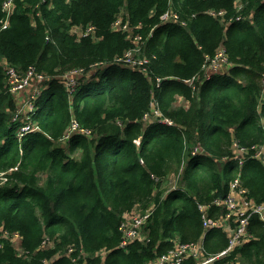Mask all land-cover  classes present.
Returning <instances> with one entry per match:
<instances>
[{
	"label": "trees",
	"instance_id": "16d2710c",
	"mask_svg": "<svg viewBox=\"0 0 264 264\" xmlns=\"http://www.w3.org/2000/svg\"><path fill=\"white\" fill-rule=\"evenodd\" d=\"M14 6L0 31V264H152L203 235L206 255L224 251L229 234L222 225L205 234L199 206L226 198L236 181L248 200L264 204V153L255 158L264 148V0H14ZM169 9L180 23H162ZM119 17L146 42L145 73L116 62L133 46V36L115 30ZM89 26L97 41L92 33H73ZM221 52L227 66L209 73ZM9 68L50 78L32 113L17 107ZM93 69L97 82L81 78L72 94L60 81ZM177 97L187 104L178 106ZM153 101L174 127L144 126ZM23 117L38 130L20 137ZM73 120L91 136L61 143ZM235 144L247 152L242 167ZM137 210L152 215L143 238L123 249V218ZM210 216L226 211L212 206ZM247 233L214 264H264L259 216H251Z\"/></svg>",
	"mask_w": 264,
	"mask_h": 264
},
{
	"label": "built area",
	"instance_id": "2783aa9c",
	"mask_svg": "<svg viewBox=\"0 0 264 264\" xmlns=\"http://www.w3.org/2000/svg\"><path fill=\"white\" fill-rule=\"evenodd\" d=\"M51 0H43V3L49 2ZM171 2V0H170ZM171 6V4H170ZM15 6L14 0H5L2 5V11L5 15L4 22L1 23L0 31L5 30L9 26V20L14 14ZM162 23L166 22H174L180 23V17L177 13L172 12L169 9L164 15L161 17ZM182 26H186V23L182 22ZM115 30L121 31L129 37H132V47L129 51H127L122 58L116 60L117 63H121L124 60L132 62L133 64H139L141 66V71L143 73L147 72L146 65L151 60L147 54L143 55V50L145 46V40L142 35L134 34V30L130 28L128 23H124L122 17H119L117 22L114 24ZM140 28V27H139ZM137 28V29H139ZM75 30L80 33L77 34L79 37L88 36L90 33L93 34L94 41H97V37L95 35V28L93 26L87 27L86 30L82 27H77ZM99 38V37H98ZM99 66H105L104 64H99ZM226 58L224 52H221L217 55L216 59L212 62V64L207 68L209 73H220L226 67ZM84 71H74L70 72L66 79L63 81L65 84L66 89L70 94L74 93L76 87L79 85V80L76 79V76L83 74ZM7 75L10 79V92L18 97L23 92L26 91L28 86L33 82L37 81L39 84H45L50 78H46L44 75L37 74L33 68L28 70L24 76L20 75L16 70L9 68ZM195 80V79H194ZM194 80L185 81L187 85H192ZM161 83V80H157V86ZM156 86V87H157ZM40 90H34L30 94L28 100H26V108L29 109L30 113L33 111V103L40 95ZM154 112L155 120L159 123L166 124L168 126H175V124L167 119L164 118L163 115L160 113L157 104L155 101L152 102V110ZM18 115L21 116V111L18 112ZM149 116H146L148 119ZM20 129H19V136L23 137L29 133L35 132L38 130V127L32 124L29 121L28 117H23V121ZM74 135H82L85 137L91 136V131L82 128L75 120L72 121L68 132L65 134L61 143H67ZM201 151H194L193 155L199 154ZM264 153V148H260L255 153V158L262 160V156ZM235 154L239 161V166H242L243 159L242 155H245L247 152L244 149H239L238 146L235 144ZM244 158V162H245ZM247 191L241 188L238 181H236L232 185L231 193L228 197L224 200H216L213 201L209 205H200L199 209L202 213L203 219V229L204 233L206 234L208 231L213 230L219 226H223L225 231L230 236V241L228 247L219 254L206 256L204 247H203V239L200 242L189 243L186 245L179 246L175 251L171 252V254L163 255L164 258L161 260H157L154 264H167L170 260V264H185L186 261L194 258L196 262L194 264H213L217 260L226 257L230 252H232L236 247L241 246L244 241L248 238L249 234L247 233L248 225L250 222V218L252 215H257L259 218L264 222V204L257 205L254 202L248 200L246 197ZM215 206L226 211L225 217H220L219 219L212 218L210 216L211 207ZM152 212L146 211H135L131 214H126L124 216V220L121 225V231L123 234V240L120 243L121 248L126 249L131 243L135 240L143 238L141 229L146 224V222L151 217ZM233 223L236 224L233 226ZM124 230V232H123ZM204 237V236H203ZM74 250L69 249V253H72ZM83 255V253H82ZM106 255L105 252L100 254L101 258H104ZM169 255L168 257H165ZM52 261H45L43 264H52Z\"/></svg>",
	"mask_w": 264,
	"mask_h": 264
},
{
	"label": "rangeland",
	"instance_id": "374dc122",
	"mask_svg": "<svg viewBox=\"0 0 264 264\" xmlns=\"http://www.w3.org/2000/svg\"><path fill=\"white\" fill-rule=\"evenodd\" d=\"M237 20H241V18L240 17H238L237 18ZM73 33L74 34H78V35H80V33H78L76 30H73ZM120 64H122L123 66H125V67H127V68H129V69H132V70H140L141 71V66L139 65V64H137V65H135V64H133L132 62H129V61H127V60H124V61H122ZM93 70H96V69H93ZM92 70V71H93ZM65 77V76H64ZM64 77H62V79H64ZM33 84V83H32ZM29 87V86H28ZM77 88V87H76ZM28 89V88H27ZM26 89V91L28 92L29 90H27ZM33 91V90H32ZM32 91L31 92H29V93H26V95H25V98H17L16 96V99H17V104L19 103V101L21 102V104L24 102V101H26V100H28V98L30 97V94L32 93ZM177 99H179L178 100V102H177V105L178 106H181V105H184V104H187V103H184L182 100H181V97H177ZM20 104V105H21ZM19 105V106H20ZM244 158H245V155L243 154L242 155V159H243V164H242V166H244ZM242 166H240V167H242ZM175 177H172L171 179H170V181H169V186H172L173 184H175ZM228 197V196H227ZM226 197V198H227ZM226 198H224V199H226ZM224 199H216V200H224ZM215 200V201H216ZM201 205H209V204H201ZM260 205H263V204H260ZM150 212H152V210L150 211ZM123 220H124V218H123ZM123 232H124V230H123ZM204 236V235H203ZM205 237V236H204ZM204 237L202 238V239H204ZM14 242V246L16 247V248H19V245H20V240H19V238L16 240H14L13 241ZM200 242V241H199ZM186 244H189V243H184V244H178L177 246H175L171 251H170V253H169V255L171 254V252H173V251H175L179 246H181V245H186ZM204 247V246H203ZM74 253V251L71 253V254H73ZM82 253H83V251H81V255H82ZM169 255H167V256H165V257H168ZM206 255V254H205ZM206 256H208V255H206ZM162 258H164L163 256H159L154 262H152V264H154L158 259L159 260H161ZM191 259H194V258H191ZM76 260L77 259H74L73 260V262H75L76 263ZM74 263V264H75ZM171 263V260L167 263V264H170ZM214 264V263H213Z\"/></svg>",
	"mask_w": 264,
	"mask_h": 264
},
{
	"label": "crops",
	"instance_id": "0c3cea01",
	"mask_svg": "<svg viewBox=\"0 0 264 264\" xmlns=\"http://www.w3.org/2000/svg\"><path fill=\"white\" fill-rule=\"evenodd\" d=\"M96 71L95 70H91V71H89L88 73H83V74H81V75H79V76H76V79L77 80H80L81 78H87L88 80H90V81H92V82H95L96 80H97V78L98 77H94V73H95ZM69 74V73H68ZM68 74H66L65 75V77L64 76H61L60 77V81H64L65 79H66V76L68 75ZM93 75V76H92ZM62 77H64V79H62ZM97 82V81H96ZM33 83V84H32ZM30 85H29V87H28V89L27 90H29L28 92L27 91H25V92H23L20 96H18L17 98L19 99V98H25V95H26V93H29V92H31L32 90L34 91V90H40V91H42L43 90V86L44 85H42V84H39L36 80L35 81H33ZM48 83V82H47ZM46 83V84H47ZM21 102L19 101V103L17 104V107H19V108H21V109H24V108H26V101H24L21 105ZM20 105V106H19Z\"/></svg>",
	"mask_w": 264,
	"mask_h": 264
},
{
	"label": "clouds",
	"instance_id": "9594fccd",
	"mask_svg": "<svg viewBox=\"0 0 264 264\" xmlns=\"http://www.w3.org/2000/svg\"><path fill=\"white\" fill-rule=\"evenodd\" d=\"M12 94V93H11ZM158 107V106H157ZM151 110H152V108H151ZM151 110H150V113L149 114H147L146 116H149V118L148 119H146V116L143 118V123H144V126L145 127H147L148 125H150V124H153V123H155V122H157L156 120H155V115H154V112H151ZM160 111V110H159ZM160 113H161V111H160ZM162 114V113H161ZM21 121H23V120H21ZM157 123H159V122H157ZM162 124V123H161ZM166 125V124H165ZM168 126V125H167ZM21 127V126H20ZM169 127H174V126H169ZM20 129V128H19ZM18 132H19V130H18Z\"/></svg>",
	"mask_w": 264,
	"mask_h": 264
}]
</instances>
